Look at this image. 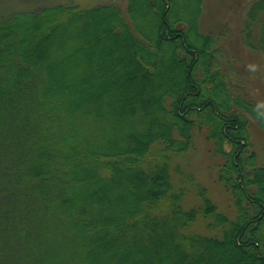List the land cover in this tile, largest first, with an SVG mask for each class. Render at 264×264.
I'll return each instance as SVG.
<instances>
[{
    "label": "trees",
    "instance_id": "obj_1",
    "mask_svg": "<svg viewBox=\"0 0 264 264\" xmlns=\"http://www.w3.org/2000/svg\"><path fill=\"white\" fill-rule=\"evenodd\" d=\"M108 1L0 18V264H264V109L203 0ZM237 38L264 61V0ZM197 137L226 209L174 179Z\"/></svg>",
    "mask_w": 264,
    "mask_h": 264
},
{
    "label": "rangeland",
    "instance_id": "obj_2",
    "mask_svg": "<svg viewBox=\"0 0 264 264\" xmlns=\"http://www.w3.org/2000/svg\"><path fill=\"white\" fill-rule=\"evenodd\" d=\"M254 1L256 0H203L200 31L201 33H214L218 37L223 35L219 46L222 52L218 54L220 71L226 75V78H229L235 93L243 94L245 92L249 98H252L264 109L263 57L255 50L247 48L237 38L240 23L246 17L249 6ZM109 2L108 0H0V18L18 10L38 9L60 3H72L79 7H94ZM120 2V5L123 6L124 1ZM240 67L243 69L242 72H239ZM197 138L194 140L195 147L189 154L182 160H173V166L180 164L184 173H182L183 175L174 174V179L180 181L192 192L194 187L191 181L184 177L185 173H192L195 183L207 189L209 197L216 205H219L220 209H226L228 204L226 195L212 181L215 173L213 164L210 162L212 160L207 155L208 146H205L200 137ZM255 138V146L260 153V139ZM189 196L190 201L187 205L196 201L194 196L191 194Z\"/></svg>",
    "mask_w": 264,
    "mask_h": 264
}]
</instances>
